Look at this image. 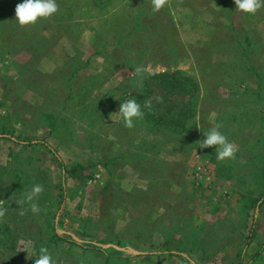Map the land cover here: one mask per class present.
<instances>
[{
  "label": "rangeland",
  "instance_id": "obj_1",
  "mask_svg": "<svg viewBox=\"0 0 264 264\" xmlns=\"http://www.w3.org/2000/svg\"><path fill=\"white\" fill-rule=\"evenodd\" d=\"M17 2L0 0V264H33L42 245L58 264H264V6L57 0L20 25ZM177 69L198 81L189 128H150L145 111L125 126L121 101ZM68 91L81 111L70 97L58 128L36 125ZM150 95L182 104L177 90ZM215 125L232 157L200 148Z\"/></svg>",
  "mask_w": 264,
  "mask_h": 264
},
{
  "label": "trees",
  "instance_id": "obj_2",
  "mask_svg": "<svg viewBox=\"0 0 264 264\" xmlns=\"http://www.w3.org/2000/svg\"><path fill=\"white\" fill-rule=\"evenodd\" d=\"M111 0H106V3H110ZM32 51V49L30 50ZM22 71V70H21ZM21 73H24L23 71ZM152 80V81H151ZM144 84H145V98H138L143 111H145V122L150 128H161V129H175V128H184L191 125L190 119L198 112V96L199 92L196 90L199 89L198 81L194 79L193 76L189 75L187 72L183 70H171L162 73H150L144 76ZM153 85L160 86L164 93L172 92L173 90H177L180 93L182 100V104L179 108H177V112H172L169 108V104H147L143 105V102L149 101L151 98V92ZM70 91V90H69ZM64 97L63 102L58 104L57 106L50 109V104L45 103L48 106V109L44 106H41L39 111L36 112L38 115L32 113V117L35 118L38 116L39 124L44 127H47L51 130H54L59 127V123L63 119V112L67 109H70L69 105H67V100L71 97L70 93ZM139 96H142V92L138 93ZM165 96V95H164ZM70 99L77 104V112L81 111L79 105H82L84 102L78 96L72 95ZM175 99V98H174ZM167 102H172V100L167 98ZM93 106L92 112H87L84 116L87 118V121L94 122L96 119L103 116L102 112L100 114L95 111L97 108L100 110L103 107V104L92 103ZM162 108L158 110L157 108ZM105 114V113H104ZM30 143V142H29ZM118 155L116 152L111 154V159H115ZM107 159V158H106ZM108 160H110L108 158ZM264 174V173H263Z\"/></svg>",
  "mask_w": 264,
  "mask_h": 264
},
{
  "label": "clouds",
  "instance_id": "obj_3",
  "mask_svg": "<svg viewBox=\"0 0 264 264\" xmlns=\"http://www.w3.org/2000/svg\"><path fill=\"white\" fill-rule=\"evenodd\" d=\"M165 2L166 0H152L153 10H159ZM262 6H264V0H235V9L244 13L254 14ZM57 10V0H18L14 14L20 25H27L35 23L41 17H48ZM143 70L141 68L136 69L137 72ZM147 104H150V101H146L145 105ZM115 112L119 114L122 123L127 127H132L137 119L144 116L143 107L135 95L123 99L119 109ZM199 146L200 148L215 146L216 158L220 160L232 157L236 151L235 145L220 130V125L204 130V138L200 140ZM40 191H42V186L34 185L31 192L26 194L25 199L32 200L33 196ZM31 208L34 212L39 211V206L34 202ZM0 214H3V209H0ZM30 257H35L33 264H58L57 258L43 245L39 248L37 255Z\"/></svg>",
  "mask_w": 264,
  "mask_h": 264
},
{
  "label": "crops",
  "instance_id": "obj_4",
  "mask_svg": "<svg viewBox=\"0 0 264 264\" xmlns=\"http://www.w3.org/2000/svg\"><path fill=\"white\" fill-rule=\"evenodd\" d=\"M0 151H1V154H2L3 152H2V150H1V149H0Z\"/></svg>",
  "mask_w": 264,
  "mask_h": 264
}]
</instances>
